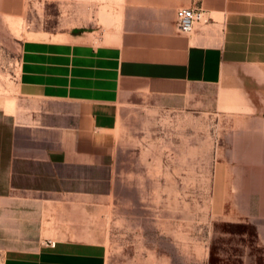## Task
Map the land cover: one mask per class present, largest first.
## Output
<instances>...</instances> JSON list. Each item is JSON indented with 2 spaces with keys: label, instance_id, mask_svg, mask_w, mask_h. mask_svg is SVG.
<instances>
[{
  "label": "crops",
  "instance_id": "1",
  "mask_svg": "<svg viewBox=\"0 0 264 264\" xmlns=\"http://www.w3.org/2000/svg\"><path fill=\"white\" fill-rule=\"evenodd\" d=\"M56 1L54 27L24 25L0 103L1 264H121L113 161L135 107L207 118L205 264H264V0ZM182 6L203 9L188 34ZM9 8L24 19L25 0Z\"/></svg>",
  "mask_w": 264,
  "mask_h": 264
},
{
  "label": "rangeland",
  "instance_id": "2",
  "mask_svg": "<svg viewBox=\"0 0 264 264\" xmlns=\"http://www.w3.org/2000/svg\"><path fill=\"white\" fill-rule=\"evenodd\" d=\"M25 2L23 20L16 19L15 9L0 11V103L7 104L14 94L24 25L40 20L46 28L56 25L59 1ZM190 117L135 107L119 125L110 207L116 230L109 238L117 250L110 248L111 261L127 264L135 254L129 245H135L137 264H143L145 255L151 254L146 250L152 249L154 262L163 253L168 264L206 263L212 136L206 117L203 124Z\"/></svg>",
  "mask_w": 264,
  "mask_h": 264
},
{
  "label": "built area",
  "instance_id": "3",
  "mask_svg": "<svg viewBox=\"0 0 264 264\" xmlns=\"http://www.w3.org/2000/svg\"><path fill=\"white\" fill-rule=\"evenodd\" d=\"M203 18V9L197 6H182L177 11V30L181 33L188 34L195 21ZM46 243H50L46 240Z\"/></svg>",
  "mask_w": 264,
  "mask_h": 264
}]
</instances>
